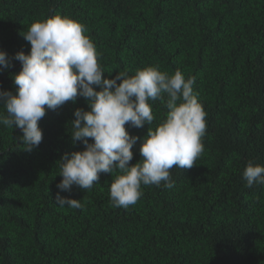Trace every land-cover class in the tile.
Here are the masks:
<instances>
[{
  "label": "trees",
  "instance_id": "trees-1",
  "mask_svg": "<svg viewBox=\"0 0 264 264\" xmlns=\"http://www.w3.org/2000/svg\"><path fill=\"white\" fill-rule=\"evenodd\" d=\"M55 14L86 26L104 78L149 65L194 76L204 151L192 168L170 170L172 188L143 186L125 209L110 204L118 172L90 190L57 188L61 157L85 147L70 135L74 111L89 110L83 97L46 110L31 152L19 128L0 125V264H264V185L243 177L249 161L264 165V0H0V50L29 53L22 34ZM20 70L13 59L0 71V90L15 94ZM150 103V125H125L138 137L130 164L169 111ZM58 192L82 207H59Z\"/></svg>",
  "mask_w": 264,
  "mask_h": 264
},
{
  "label": "clouds",
  "instance_id": "clouds-1",
  "mask_svg": "<svg viewBox=\"0 0 264 264\" xmlns=\"http://www.w3.org/2000/svg\"><path fill=\"white\" fill-rule=\"evenodd\" d=\"M86 32L80 21L55 14L33 22L22 34L31 45L29 53L19 51L10 58L0 50V71L9 69L13 59L21 63V70L12 76L15 94L0 90V105L7 113H0V125L19 128L23 135L17 139L31 152L42 142L39 121L46 110L83 97L89 110L74 111L70 135L73 143L85 147L61 157L57 188L70 191L76 185L90 190L101 173L118 172L109 187L110 204L127 209L143 196V186L163 182L170 189L173 167L184 170L196 165L204 151L207 114L193 89L196 78H185L180 69L169 74L159 65H149L131 76L124 70L104 78L101 54ZM157 100L166 103L169 111L155 129L149 127L140 147L142 158L130 164L138 137L130 135L125 125H150L155 119L150 102ZM243 177L249 188L254 183L264 185V165L249 161ZM55 199L59 207H82L80 200L59 192Z\"/></svg>",
  "mask_w": 264,
  "mask_h": 264
}]
</instances>
